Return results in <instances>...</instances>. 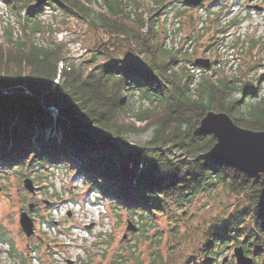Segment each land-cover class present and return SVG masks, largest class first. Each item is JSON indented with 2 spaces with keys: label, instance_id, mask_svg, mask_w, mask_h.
I'll return each instance as SVG.
<instances>
[{
  "label": "trees",
  "instance_id": "trees-1",
  "mask_svg": "<svg viewBox=\"0 0 264 264\" xmlns=\"http://www.w3.org/2000/svg\"><path fill=\"white\" fill-rule=\"evenodd\" d=\"M6 1L25 36L14 39L9 32L7 44L0 43V164L55 158L77 165L97 200L137 224L116 264H143L140 241L150 245L148 264H235L236 246L254 264H264V174H247L207 155L216 138L199 130L208 110L264 129V98L248 99L261 89V78L242 82L202 68L191 86L186 65L193 64L189 55L195 50L164 45L167 17L159 15L169 0L147 5V19L134 0H102V12L86 5L91 0H46L40 6ZM47 3L61 17L90 22L100 39L87 56L66 59L64 41H32L45 27L39 14ZM184 5L176 13L189 11L192 18L203 4ZM192 20L213 22L209 15ZM215 39L208 49L216 48ZM147 130L145 142H130L131 133ZM187 241L196 243L188 250Z\"/></svg>",
  "mask_w": 264,
  "mask_h": 264
},
{
  "label": "rangeland",
  "instance_id": "rangeland-1",
  "mask_svg": "<svg viewBox=\"0 0 264 264\" xmlns=\"http://www.w3.org/2000/svg\"><path fill=\"white\" fill-rule=\"evenodd\" d=\"M137 1L141 3L139 8L142 11H145L147 5L153 7L155 5V0H134L135 4ZM250 1L224 0V6L221 5V0L204 1L200 8L194 10L195 14L192 12V18L201 15L205 20L209 15L213 22L205 25L202 23L200 27L197 20L194 23L190 18L189 11L182 15L176 13L185 8L183 1L180 0H169L167 5L160 9L159 17L166 15L165 17L169 18L170 13L180 16L183 36L191 35L194 40L195 51L189 55L190 58L194 60L201 55L211 56L212 67L208 70L210 73L217 71L216 76H240L242 82L260 77L261 89L248 98L249 102L254 103L264 98V9L257 11L253 7L249 10L246 3ZM32 2L35 4L34 0ZM85 3L96 12L105 9L102 0ZM14 12L6 0H0L1 44H7L9 32H12L14 39L25 36L17 20V13ZM149 13L145 11L146 19ZM39 16L45 27L32 34V41L38 45L53 43V40L64 41L67 48L66 59L77 60L87 56L89 46L100 39L88 20L75 16L61 17L63 14L60 10H54L48 3ZM216 20L219 21L217 24ZM199 28L204 29L201 31ZM145 29L146 26L143 30ZM105 38L106 41L107 35ZM215 38L218 39L216 48L214 46L212 50L208 49ZM63 64V61L60 62V68ZM188 65L191 63L188 62L186 66ZM199 68L201 76L203 67ZM239 94L237 91L234 96ZM136 123L141 124L140 121ZM150 135L151 130L134 132L130 134L129 140L132 144H141L149 139ZM26 161L20 160L18 164L13 162L7 167L0 164V235L5 236V240H0V264H116V254L121 250V246H125L130 237H133L137 224L124 213L120 215L114 211L112 213L109 205H103L97 200V193L89 191L83 176L77 175L80 170L77 165L66 164L55 158L46 162L38 158L32 164ZM26 177L33 180L34 193L24 187L23 180ZM34 202L39 203L38 207L30 211L28 205L35 204ZM22 210H27L33 217L35 230L33 238L27 237L20 227L18 219ZM129 224L134 225L135 230L129 229ZM197 225L196 217L194 226ZM162 226L165 240L169 226L166 222ZM6 240L13 245L22 260L7 255L5 252L7 245L4 243ZM28 242L31 247L38 244L39 248L33 256L27 252L31 248L27 247ZM139 243V255L143 264H148L150 245L148 242ZM166 243L162 247L165 249L164 252L169 246V243ZM195 243L187 241L186 248L189 250ZM226 252L230 254L232 249ZM228 254L224 256L223 261L228 260ZM176 256L178 255L174 253L173 257L177 260ZM234 263L237 264L236 259Z\"/></svg>",
  "mask_w": 264,
  "mask_h": 264
},
{
  "label": "water",
  "instance_id": "water-1",
  "mask_svg": "<svg viewBox=\"0 0 264 264\" xmlns=\"http://www.w3.org/2000/svg\"><path fill=\"white\" fill-rule=\"evenodd\" d=\"M36 6H40L45 0H34ZM188 5L196 6L205 0H182ZM257 10H262L260 5H252ZM194 63L205 68L211 67V60L208 57H196ZM52 114H57V109L50 107ZM199 130L212 133L216 141L208 150L207 155L221 159L232 164L234 167L247 174H264V129L253 130L238 125L231 116L224 111L208 110L201 118ZM23 185L31 193H34L33 180L26 177ZM32 204L28 205V209ZM19 224L26 236L34 233V220L27 210L19 213ZM128 228L135 230L134 225L129 224ZM234 256L237 264H253V258L246 255L242 246L234 247Z\"/></svg>",
  "mask_w": 264,
  "mask_h": 264
},
{
  "label": "built area",
  "instance_id": "built-area-1",
  "mask_svg": "<svg viewBox=\"0 0 264 264\" xmlns=\"http://www.w3.org/2000/svg\"><path fill=\"white\" fill-rule=\"evenodd\" d=\"M249 4H264V0H251ZM166 15H164L165 17ZM19 18H17L18 20ZM181 18L180 16L170 13L166 22V37L164 39V45L167 48L181 49V51L191 52L194 47V40L190 37L183 36L181 31ZM202 23L199 24V27ZM221 35V34H220ZM223 45V44H222ZM221 45V46H222ZM220 49V47H219ZM224 49V46H223ZM188 68L193 76L191 86L200 79V68L194 64L188 65Z\"/></svg>",
  "mask_w": 264,
  "mask_h": 264
},
{
  "label": "flooded vegetation",
  "instance_id": "flooded-vegetation-1",
  "mask_svg": "<svg viewBox=\"0 0 264 264\" xmlns=\"http://www.w3.org/2000/svg\"><path fill=\"white\" fill-rule=\"evenodd\" d=\"M35 204H33L32 203V207H33V205H36V206H34L33 208H30L29 210L31 211V210H34L35 209V207H38V202H34ZM34 232H35V230H34ZM33 236H34V233L31 235V236H29V237H31V238H33ZM28 237V236H27ZM30 238V239H31ZM1 239H4L5 240V236H2V235H0V240ZM43 239V238H42ZM4 243H6V245H7V248H6V250H5V252L7 253V255L8 256H10L11 258H18L19 260H22V257L20 256V254L18 253V252H16V249H14L13 248V246L11 245V244H9L8 242H7V240H6V242H4ZM27 247H31V244L28 242L27 243ZM38 244H33V247H31V248H29L28 250H27V252H29V255H31V256H33V255H35L36 254V252H37V250H38ZM1 261V260H0ZM67 261V260H66ZM68 262V261H67ZM70 263V262H69Z\"/></svg>",
  "mask_w": 264,
  "mask_h": 264
}]
</instances>
